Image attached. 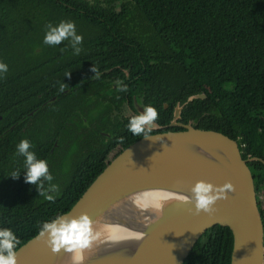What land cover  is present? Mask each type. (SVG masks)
Returning a JSON list of instances; mask_svg holds the SVG:
<instances>
[{"label": "trees", "instance_id": "trees-1", "mask_svg": "<svg viewBox=\"0 0 264 264\" xmlns=\"http://www.w3.org/2000/svg\"><path fill=\"white\" fill-rule=\"evenodd\" d=\"M61 21L83 37L79 55L68 41L43 43L46 25ZM0 62L8 66L0 78V229L17 236V249L74 206L110 151L113 160L143 138L119 121L134 93L158 110L156 125L168 126L183 106L179 123L219 132L243 160L257 158L247 166L264 228V0H0ZM198 94L205 98L187 102ZM22 139L48 162L60 189L49 193L54 202L25 183L24 158L14 157ZM17 169L19 179L7 177ZM232 245L231 231L214 226L183 264H231Z\"/></svg>", "mask_w": 264, "mask_h": 264}, {"label": "water", "instance_id": "water-1", "mask_svg": "<svg viewBox=\"0 0 264 264\" xmlns=\"http://www.w3.org/2000/svg\"><path fill=\"white\" fill-rule=\"evenodd\" d=\"M204 98L198 94L187 102ZM182 107L175 108L166 127L183 130L155 133L160 140L141 138L125 148L64 213L73 217L86 213L96 221V228L123 227L112 235L101 233L100 240L83 253L84 264H183L214 226L226 227L232 233L231 264H264L263 222L247 166L257 158L243 160L238 143L219 132L179 124ZM159 129L163 127L157 125L153 130ZM200 180L235 186L227 200L217 202L212 216L194 215V205L176 198L191 196V187ZM145 192L164 193L168 199L142 210L133 200ZM129 233L145 235L140 240L114 238L128 237ZM45 239L37 234L20 246L17 264H74L73 254L63 250L53 254Z\"/></svg>", "mask_w": 264, "mask_h": 264}, {"label": "clouds", "instance_id": "clouds-1", "mask_svg": "<svg viewBox=\"0 0 264 264\" xmlns=\"http://www.w3.org/2000/svg\"><path fill=\"white\" fill-rule=\"evenodd\" d=\"M46 33L43 43L48 46H57L68 41V45L73 49L74 55L82 52L83 37L76 32L74 22L61 21L53 26L46 25ZM64 51V49H61ZM95 73L94 78L99 79V70L93 66L91 69ZM8 72L7 64L0 62V78ZM70 74H68L69 76ZM118 92H127L128 86L123 81H115ZM67 85L60 83L59 92L63 93ZM119 98V97H117ZM159 119L158 110L153 106H145L143 112L134 115L128 122L127 128L134 136H142L145 140H160L161 137L153 135V129L157 127L156 121ZM121 137V142H123ZM32 143L28 139H22L16 145L14 157L24 158L25 183L34 185L40 197L47 201L54 202L55 196L49 193H58L59 185L53 183L54 176L50 173L48 162L38 159ZM21 171L13 170L7 177L19 179ZM47 185V186H46ZM191 196L179 195L176 198L185 205H194V215L201 213L212 216L216 212L215 205L218 201L227 200L228 194L235 191V186L231 182H226L222 186L213 185L203 180L197 181L191 187ZM190 211H192L190 209ZM144 233H129L128 237H114L115 239L134 238L137 240L144 238ZM38 238L45 239V243L53 254L65 253L74 255V259H83V253L90 250L101 238V232L96 228V221L86 213L73 217L70 214L57 215L50 221H44L40 226ZM20 244L17 236L10 229H0V264H17V246Z\"/></svg>", "mask_w": 264, "mask_h": 264}, {"label": "bare ground", "instance_id": "bare-ground-1", "mask_svg": "<svg viewBox=\"0 0 264 264\" xmlns=\"http://www.w3.org/2000/svg\"><path fill=\"white\" fill-rule=\"evenodd\" d=\"M167 199H168V196L164 193L145 192V193H141V194L135 196V198L133 200V204L135 207L142 208V210H144L147 205L157 204L161 200H162V202H164ZM97 228L101 233L106 232L107 235L115 234L117 232V230L118 231L123 230V227H115V226H105V227H99L98 226ZM110 237H112V236H110ZM72 262L74 264H79V262H80V264H84L85 257H83V259L81 261H77L74 259V255H73Z\"/></svg>", "mask_w": 264, "mask_h": 264}, {"label": "flooded vegetation", "instance_id": "flooded-vegetation-1", "mask_svg": "<svg viewBox=\"0 0 264 264\" xmlns=\"http://www.w3.org/2000/svg\"><path fill=\"white\" fill-rule=\"evenodd\" d=\"M90 3H93V0L89 1ZM146 105H144L143 103V98L142 97H137L134 94H132L131 96V104L129 103V100L126 99V104L125 105H122V107H119L121 108V118L119 119V121H122L123 122V126L127 128V125H128V122L129 120L131 119L132 116L134 115H137L136 112H135V109L137 110V112L140 114L142 110L143 112V108L145 107ZM177 107V106H176ZM179 107V106H178ZM178 122V120H177ZM179 123V122H178ZM181 124V123H179ZM184 125V124H183ZM189 125V124H188ZM166 126H163V128H165ZM167 128V127H166ZM181 128V127H179ZM162 129H159L158 131H160ZM125 131H128V130H125ZM115 153V150H112L109 152V154L107 155V161H110L112 160V157ZM249 159V158H248ZM247 160V159H246Z\"/></svg>", "mask_w": 264, "mask_h": 264}, {"label": "rangeland", "instance_id": "rangeland-1", "mask_svg": "<svg viewBox=\"0 0 264 264\" xmlns=\"http://www.w3.org/2000/svg\"><path fill=\"white\" fill-rule=\"evenodd\" d=\"M260 199H261V201H262V203H263V206H264V202H263V201H264V195L261 194V195H260Z\"/></svg>", "mask_w": 264, "mask_h": 264}]
</instances>
